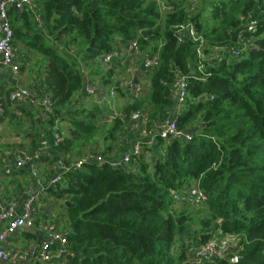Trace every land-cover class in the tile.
<instances>
[{"label": "trees", "instance_id": "1", "mask_svg": "<svg viewBox=\"0 0 264 264\" xmlns=\"http://www.w3.org/2000/svg\"><path fill=\"white\" fill-rule=\"evenodd\" d=\"M39 1L34 0L35 11L9 14L18 52L17 41H23L46 58L42 82L33 89L39 97L50 96L49 121L68 124L66 133L59 131L62 140L42 151L43 161L68 162L76 148L83 157L80 141L90 146L99 131L100 108L73 102L85 96L86 75L91 76L84 65L90 70L109 65L112 75L116 62L104 57L134 39L142 53L159 58L157 67L145 70L146 99L128 104L109 129L118 139L131 113L145 111V134L154 144L143 143L144 154L133 155L129 168L114 167L110 157L86 160L49 190L65 199L71 225L65 264H183L189 244L199 246L220 234L239 239L234 251L239 257L251 251L252 260L234 262L229 254L207 264H264V0H198L196 6L175 0L165 12L158 0ZM188 22L202 44L191 37L178 40L176 27ZM72 47L80 49L84 63L66 56ZM182 75L189 96L178 111L174 83ZM102 84L125 95L112 78ZM168 117L190 137L161 138L156 126ZM195 186L206 196L200 203L188 198ZM180 205L205 207L202 231L190 233L194 216L178 211Z\"/></svg>", "mask_w": 264, "mask_h": 264}, {"label": "crops", "instance_id": "2", "mask_svg": "<svg viewBox=\"0 0 264 264\" xmlns=\"http://www.w3.org/2000/svg\"><path fill=\"white\" fill-rule=\"evenodd\" d=\"M37 1L40 2L39 0ZM158 1L160 2V0ZM174 1L175 0H163L162 3L166 4V6L161 4L163 11H168L167 8L172 6ZM117 47L119 54L115 57V59H113L116 62L115 72L117 67H119L121 73H126V78L131 77V79H135V74L140 73L141 71L138 76V80L139 84L142 82L141 87H139V85H135V88L132 90H126L123 88L125 95L121 96L123 97L122 102H125V104L121 107L122 111L120 113H122L128 104L136 101L135 99H146L150 88L148 83L149 76H147L148 79L145 78L146 73L142 70L141 59L138 57H130L125 49V46L121 43H118ZM73 52H75V50L70 49L66 50L65 54L68 58L75 59L77 57L75 56L74 58ZM18 56L21 64V71L18 75H14L8 68H0V100L13 89L18 87H28L34 90L33 85L42 82V74L36 73L30 77L26 71H22L23 67L19 52ZM113 78L115 82H117V76ZM104 89L107 92H110L112 85L106 88L104 87ZM35 93L37 94L36 91ZM116 93L117 95L119 94L117 89ZM117 101H119V99ZM73 102H79L80 105L87 108H100L99 113L101 114L97 117L98 124L102 122L104 124L107 122L113 124L115 117L110 120V118L107 117V113H105L106 109H109L110 111L109 106L102 105V103L96 99L85 96L82 98H74ZM117 106L118 102H116V107ZM112 107H115V105ZM104 109L105 111H103ZM48 114L49 113L45 111L44 107L34 106L30 101H27L19 103L18 106H10L9 108H6L5 114L0 117V202L7 207H11L16 214L23 211L25 203L30 197L34 198L35 206L33 213L35 225L33 227L24 228L23 230L18 229L5 243L7 246H15L19 252L25 255V258L15 256L10 260L1 262L0 264H65V246H62L64 249L61 251L60 245H55L53 248L54 256L47 262L30 254L31 251H39L43 242L44 232L46 231V225H54L57 229L63 231L64 233H67V231L70 230L71 225L65 215V210H63L64 212L62 213V217L59 218V221L52 219L55 215V212L52 210L54 206V196L49 190L53 187L55 188V186H48V182L50 178L60 170L58 163L57 161L53 163H50V161H43L42 155L35 162L28 161L20 168L16 167L15 163V155L17 153L25 152L26 154L31 155L34 151L42 149L40 141L47 140L49 143L54 141V134L56 130L54 128V124L49 121ZM61 128L64 127L60 122L58 130L60 131ZM62 131L66 133L65 129H62ZM98 132L105 135L107 143L109 141V148L105 150L107 151V155L104 158L117 157L121 153L129 152L131 150V145L133 144L132 142L144 141L149 137L144 132H140L138 129L129 126L128 122L126 132L116 133V137L118 136V139L112 138L108 129L99 128ZM127 134L129 137L135 139L133 141L130 140ZM112 141H114V143H111ZM118 144L124 147L122 149L121 146L117 149L112 148L113 146L117 147ZM99 146L104 147L100 142L97 143L96 141L92 143L88 146V149H85L84 156H86L89 152L95 154ZM75 158L76 157L74 155L68 162L75 160ZM8 168L11 169V172L7 173L5 169ZM37 177H39L42 181L43 186L37 182ZM56 199L60 200L59 198ZM21 235L25 236L21 237ZM20 244H23V246Z\"/></svg>", "mask_w": 264, "mask_h": 264}, {"label": "built area", "instance_id": "3", "mask_svg": "<svg viewBox=\"0 0 264 264\" xmlns=\"http://www.w3.org/2000/svg\"><path fill=\"white\" fill-rule=\"evenodd\" d=\"M193 1L198 2V0ZM28 8L34 9L35 11V9H38V4H36L34 0H0V68H8L14 75H18L20 73L21 64L19 62L18 51L15 45V32L12 27L9 11L13 9L16 12L21 13ZM36 18L37 20H40L38 15ZM249 30H253V23L249 25ZM176 34L180 42H183L186 37H191L195 41L200 40L201 44L203 42V38L198 35L195 26L189 22L178 25L176 27ZM243 40L245 39H242V41ZM125 49L130 57H138L141 59L142 64H144L146 67L145 70H148V68L151 69L157 67L159 65V58L156 54L151 55L148 52L142 53L140 51L137 39L132 40L125 47ZM203 49V45L198 47V53L200 55L203 53ZM239 53L240 52H238V54ZM118 54L119 50L118 47H116L113 51L106 54L104 61L107 63H112V59H115ZM145 76L147 77L148 74H145ZM89 77L90 76L86 75V81L82 89L83 95H85V97L94 98L102 103V105L107 106V104L110 103L109 99L116 95V88L113 87L110 92H107L103 86L94 83ZM121 82V88H124L125 85H128L129 90L134 89L135 85H139V87L142 85V82L139 84V80L135 82V79H130L127 83H125V85L121 84ZM174 90L177 101V109L180 111L184 108L189 96V83L186 76L182 75L176 79L174 83ZM27 101H30L34 106L44 107L45 111L48 113L52 112L53 103L48 94L44 93L43 96L39 97L35 93V90H32L28 87H18L11 90L6 98L0 100V117L5 114L8 103L11 105V107H13L18 106V104L21 102ZM116 115L118 114H115L114 116ZM147 120V113L145 111H133L130 115V126L138 129L140 132L145 133L144 126ZM59 124L60 122H57L54 126L56 132L54 134L53 142L56 144L59 143L63 138L62 134L58 130ZM156 128L158 129L157 133L161 136V138L164 139H171L173 137L180 136H185L187 138L190 137L189 134L179 129L175 118H165L160 124L156 126ZM154 142L155 140L153 136H149L144 141H134L132 142L133 144L131 145V150L129 152L121 153L117 157H110L108 161H110L114 167L125 166L129 168L132 166L133 155L141 156L144 154V147L142 144L146 143L153 145ZM49 146L50 143L47 140H42V149L34 151L31 155L26 154L25 152L17 153L15 155L16 167L20 168L28 161L35 162L39 159V157H41L42 151L47 149ZM95 155L96 153L93 154L89 152L86 156H83V158L73 160L72 162H66L62 159L58 160L57 163L60 170L50 178L48 186H56L58 183L62 182L65 172L71 169L82 167L84 161L86 160L95 159L100 162L107 160L104 158L105 156L101 154ZM5 171L8 173L11 172V169L8 168L5 169ZM37 178V182L43 186L42 181L39 179V177ZM187 194L188 198L192 200V203H200L202 199H206L205 194L197 186L192 187ZM179 195V193L175 195L176 200L180 199ZM34 210L35 206L33 197H30L26 201L23 211L19 214L14 213L11 207H7L2 202H0V263L10 260L15 256L25 258V255L19 252L15 246H7L5 243L18 229L33 227L35 225L33 218ZM45 230L43 242L39 251H31L30 254L35 255L38 259L47 262L50 261L54 256V246L60 245V250L63 251L64 248L62 246H66L68 238L66 233L57 229L54 225H46ZM225 238L217 241L215 237L202 245L189 246L187 251V259L183 261V264H207L215 257L223 256V254L219 251L220 246L218 245L223 243L226 244L229 239L232 241V238L234 237ZM234 239H236V243L233 246V250L238 243L237 238ZM235 255V257H231V260L237 262L239 261V256L238 254Z\"/></svg>", "mask_w": 264, "mask_h": 264}, {"label": "rangeland", "instance_id": "4", "mask_svg": "<svg viewBox=\"0 0 264 264\" xmlns=\"http://www.w3.org/2000/svg\"><path fill=\"white\" fill-rule=\"evenodd\" d=\"M162 1L163 0H160V3L163 6H166V4H163ZM180 1H187V0H180ZM190 4L192 6H196L198 4V2H194L193 0H190ZM168 9L169 8H167V10ZM206 11H207L208 14H211V9L208 6L206 8ZM212 17L213 16H207L209 21H212ZM52 37H54V36L53 35L49 36V38H52ZM17 43H18V46L20 47V50H21L19 54H20V59H21L22 67H23L22 71H26V73L30 77L33 74H36V73L43 75V72H44V69H45V64H46V58L43 55H41L40 53H38L37 51H35L33 49L32 50L29 49L27 46H25L23 41H17ZM72 48L75 50V52H73L74 58L76 56L77 58H75V59L77 61H79V64L82 63L83 62V60H82L83 53L80 50H77L76 47H72ZM27 55H28V57H27ZM109 67H110L109 65H102V66H99V67L95 66L94 67L95 69L90 70L92 67H87L86 65H84V68H86V70L89 71V75H91L90 78L93 79V82L96 83V84H99V85H101V86H103L105 88H106V86H104L102 84V82L104 83L106 81V79H108V78H112V80L115 81L113 77L117 76V78H118L117 82L120 83L121 80H122L121 84H123V85H125V83H127L131 79V77L126 78V76H127L126 73H121L119 67H117L116 72H113L112 75H109V71H108ZM145 78L148 79L147 77H145ZM148 83H149V81H148ZM124 89L128 90L129 86L125 85ZM122 98L123 97L120 94L117 95V93H116V95L113 98L109 99L111 104H108L107 106H109L110 111H109V109L108 110L106 109L105 113H107V117H109L110 120H112L113 117H115L113 115L121 114L120 113L122 111L121 107L125 104V102H122ZM118 99H119V101H117ZM116 102H118V106L117 107H116ZM113 105H115L116 109H115V107H112ZM103 111H105V109ZM100 114L101 113H99L98 116H100ZM60 122H61V124L64 127V128H61V129L67 128L68 124H65L66 123L65 121H60ZM62 122H65V123H62ZM97 125H98V128H102V129H106V130L108 129L109 130V129H111L113 124H111L109 122H107L106 124H104L103 122L98 124V122H97ZM89 141L91 142L90 145L97 141V143L100 142L104 146V147H101V146L98 147V150L96 152H98L99 154H102L107 148H109V146H108L109 145L108 144L109 141L107 143V139H105V135L102 134V133L98 132V134L95 137L94 136L91 137L89 139ZM80 142L85 143V145L83 147L84 149H88L89 148L88 147V141H86L84 139V140H81ZM111 143H114V141H112ZM120 146L121 145L118 144L117 147L113 146L112 148L117 149ZM112 148H111V150H112ZM77 150H78V148L74 149L71 152L73 154V156L75 155V157H76L75 160L83 158V157L76 156V155H78L77 154ZM116 152H118V151H116ZM99 154H96V155H99ZM64 200H62V199L57 200L55 197H53L54 206H53L52 210L55 212V215L52 217L53 220H58L59 221V218L62 217V213L64 212L63 211L64 210V208H63ZM178 204H180V203L178 202ZM192 206H181L180 205L179 206V210H178V211H181V210L187 211V214L194 216L192 221H191L192 222L191 223L192 226L189 229L191 234L199 233L200 231H202L203 227L201 226V223H202L201 221H202L203 217L205 216V207L204 206H200V205H192ZM61 221H62V218H61ZM65 223H66V221H65ZM21 230H23V229H21ZM22 236L23 235H21V237ZM224 238H225V236H223V234H220V236L218 237L217 241H219L221 239H224ZM234 238H232L233 239L232 241L229 239L226 242V244L223 243V244L218 245V246H220L219 251L223 254V256H228L230 254L231 256L235 257L236 256L235 254H238L237 251L233 250V246L236 243V239H234ZM238 240H237V242H238ZM20 245L23 246V244H20ZM189 245L190 246H194V245H191V244H189ZM178 246L179 245L176 244L175 247H178Z\"/></svg>", "mask_w": 264, "mask_h": 264}, {"label": "water", "instance_id": "5", "mask_svg": "<svg viewBox=\"0 0 264 264\" xmlns=\"http://www.w3.org/2000/svg\"><path fill=\"white\" fill-rule=\"evenodd\" d=\"M145 65L144 64H142V70H145ZM138 75H139V73H136L135 74V80L136 81H138ZM68 204H70L69 202H68ZM24 229V228H23ZM32 229V228H31ZM246 259H248V260H252V252L250 251V252H248V253H246L245 255H241L240 257H239V260H246Z\"/></svg>", "mask_w": 264, "mask_h": 264}]
</instances>
